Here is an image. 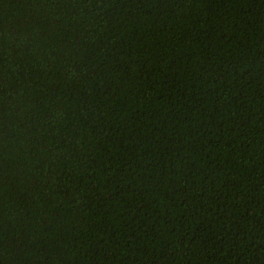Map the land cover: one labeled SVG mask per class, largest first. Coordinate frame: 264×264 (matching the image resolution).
Masks as SVG:
<instances>
[{"label": "trees", "instance_id": "1", "mask_svg": "<svg viewBox=\"0 0 264 264\" xmlns=\"http://www.w3.org/2000/svg\"><path fill=\"white\" fill-rule=\"evenodd\" d=\"M0 264H264V0H0Z\"/></svg>", "mask_w": 264, "mask_h": 264}]
</instances>
